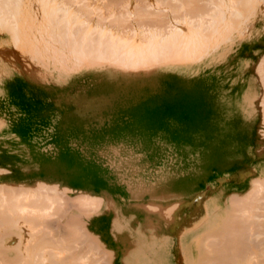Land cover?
Returning <instances> with one entry per match:
<instances>
[{"label": "rangeland", "instance_id": "obj_1", "mask_svg": "<svg viewBox=\"0 0 264 264\" xmlns=\"http://www.w3.org/2000/svg\"><path fill=\"white\" fill-rule=\"evenodd\" d=\"M105 1L106 0H88L86 4L97 7L101 4V6L107 4ZM128 1L133 2V0ZM206 1V3H209L208 0ZM107 2H110V5L114 7L115 1L113 2L111 0ZM201 2L203 4L202 7L207 6V4L204 5L205 2H203V0L198 3L193 2V5H195L196 3L197 5H200ZM176 3L178 4V2ZM263 3L261 2V6H255V11L253 10L254 13L252 14L250 12V14H252L250 18L248 14L243 17L244 19L241 18L243 22V29L238 28L239 31H235L237 30L235 29L233 32H231V36L228 40L226 39L227 41L225 42H222V40H220L221 42H219L222 44H218L219 47L217 46V50L213 49V51H211L212 48L210 50L205 49L204 54L206 53V51H208V55L205 54L204 56H202V58L199 55L197 58L200 57L201 60L196 59V62L192 61L194 57L193 56L191 57V59H189L191 60V62H187V65L184 60H180L182 61V64H178L181 63L179 60H173V62H177V67H174L177 64L173 65V62H168L169 64H172L174 68H172L171 65L169 66V64L166 66V62L164 63V66L166 67H163V62H159L162 66L158 63L160 67L152 65V67H147L146 71H141L139 69L138 71L132 70V72L128 70L127 72H124L126 70L123 71V69H120V72L119 68L117 70L115 69V67H106L108 69L106 71V68L103 69L102 67L104 66L101 64V68L103 70L101 68V70L87 69L91 67L89 66L87 68L85 67V71L84 69H80V71L75 72L77 68H80V66H76L75 69L71 68V70L70 67L66 66L71 64L70 61L67 62L70 64L65 63V67L70 69H66L68 72L65 69L64 71L60 72L59 70H61V66L64 67V65H60L61 68L58 71L59 73L63 74L61 75L58 73V71L56 72L57 69L53 70L52 67L55 66L54 68H59L57 67L59 65L57 62V64H55V61L52 58L48 57L49 60L52 59L54 61H51L52 65L53 63L55 65L51 66L50 61H47L48 65L46 69L43 67V65L47 63V59H45L47 57L44 54L43 55L45 56V58L42 60L43 63H45L43 64L41 62L43 64L42 66L40 62L36 63L37 61L33 59H31L30 61L28 60L30 55H24L23 53L16 51V48L7 36L8 34L4 32V34L2 35L3 32H0V169L2 171H0V184L2 185V183H4V185L6 186L7 184L20 185V183H27V186H30L31 184L30 187H33L37 185L35 181H43L67 187L63 189L61 188L62 190L61 192H59L60 194L57 192L58 195L54 192H50V196L53 195V193L58 197L63 196V200H65V210H62L66 212L63 215L60 212V215L57 214V216L54 213V215L52 216L49 214V211L48 215H50V218L47 216V220L57 221V219L59 218L62 222L64 221L63 223H65L66 221L73 224L72 222L75 221V223L79 224V226H90L93 223L98 222L103 230L109 233V243L107 246V251H111V254L108 253L109 259H111L110 257L112 256L111 262L108 259V262L110 264L127 263V261H125V263L123 262V258L126 256L125 255L123 257V255L125 254L126 250L127 252H129L130 248L132 249L133 247L131 244V241L133 240V236L131 235H134L132 229L136 228L137 226L142 230L143 228H141L140 226H142V219L144 217L145 218L143 223H145L147 219L151 224L148 223L149 221H146V224H144L146 226L142 227L146 228L147 225H152L150 226H154L152 230L158 226H156L157 222L153 225L154 221L159 220L160 228L159 230L158 228H156L154 230V233L156 236H158L157 238L160 239L163 236L161 240H165L163 247L164 254L166 248L168 249V246L165 247V245H171V247H169L171 249L168 250L171 257L170 260H172L169 261V264H185L186 259L184 260L183 258L185 257V255L180 245L181 242L177 240V238L180 235V232L183 233V228L184 232L187 231H185L187 227V229L190 230H188V232H191V229L193 228H196L195 230H198V224L201 223L200 221L203 218H205L204 210L206 209H204V207H207L208 204L205 200L209 199L210 202L218 200V202H221L225 201V199L229 198V196L234 197L235 195L236 198L245 197L244 199H246L247 194L249 192L252 193L253 191H251L250 189L252 188L253 182L250 186V181H257L259 184L261 180L258 181V179H264V143H262L264 142V132H262L263 134L260 135V132L264 131V127H262V124L264 123H261L264 121V105H261L264 102V99H262L264 98V95L261 96L264 93ZM111 6L107 5V7H110L113 10V7ZM119 6L120 4L118 5V8ZM115 7L117 8V6ZM212 7L213 6L211 5L210 9H212ZM99 8L101 9V7ZM99 8H95L97 9L96 11H100ZM118 8L117 12L120 10V12L123 11L122 9L119 10ZM205 8L207 10L209 9L208 7ZM205 8H201L200 11L210 14L211 11H206ZM111 9H109V11H111L109 13L113 15ZM102 11L105 12V9H103ZM200 11H198V13ZM103 12L98 13H102L101 15L103 17L105 15L106 17H108V14L104 13L105 15H103ZM117 12H114V15H117ZM166 12H169V10H166ZM203 12H201L200 14L204 16ZM98 13L97 15H99ZM164 14L165 13H163V16ZM195 14L192 16V18L195 20V22H197L194 18ZM197 14L196 17L201 16L199 14L197 16ZM207 14H205L204 17H206ZM112 15L109 16L112 17ZM120 15L118 16L121 17ZM150 15L151 18L153 17L156 20L158 19L157 16L154 17L152 16V14ZM125 16L126 15H124V17ZM160 16L164 18L162 15ZM174 16L175 15H172V18ZM111 17H108L107 19H111ZM134 17L132 18L134 19ZM167 17L171 16L166 15V18ZM93 18L91 19V21H94ZM96 18L95 20H97ZM143 18L142 20L144 21ZM145 18H147V15L145 16ZM172 18H169L170 21L172 20ZM107 19H105V21ZM115 19L118 20L117 17H115ZM128 19L129 20L127 21H129V23L132 25V31L135 30V33L137 32L136 29H140L139 25L143 26L146 23V26H144L147 27L148 25V28L152 25L150 23L151 21H149L148 23H143L136 17V19H138V21L142 24L137 21L139 25L135 28V25L137 23H135L134 25L135 21L133 19V21L130 20V17ZM193 19L191 21H194ZM201 19L203 20V18ZM204 19H207L208 22V18ZM100 20L101 18L97 21ZM197 20L200 19L197 18ZM111 21L113 22V20ZM173 21H171L170 23H172ZM108 22H110V20H108ZM121 22H124V20ZM101 23L105 25V22L102 20ZM170 23L169 26L171 31L174 29V24L172 25ZM125 24H128V22L124 23L123 25ZM157 24L158 23H156L155 25ZM164 24L166 25L165 21ZM171 25L173 26V28H171ZM113 26L114 25H112L111 27ZM153 26L154 24L152 25V27ZM158 26L160 25L158 24ZM176 26L178 25L176 24ZM116 27L117 25L114 28L116 29ZM145 27H141V29H145ZM126 28L130 29L129 26H126ZM148 28L145 29L147 30V32ZM152 29H155V27ZM168 29L163 28L162 30H166L167 33V31L169 32ZM116 30L117 32L119 31L118 33H120L121 31L118 30V28ZM116 30H114V32ZM145 30L143 31V33H145ZM149 30H151V27L149 28ZM123 31L126 32L124 33ZM140 31H138L136 34H139ZM122 32L124 34L127 33L128 35L131 30L130 32H128L127 29H122ZM122 32L120 33V35L122 34ZM129 35L133 36L131 35V33ZM208 48L209 47H207V49ZM48 55L50 56V53ZM23 56L26 57V59ZM101 65H99V67ZM50 67L52 68V70L50 69ZM81 67L84 68L83 66ZM92 68L94 67L92 66ZM257 68L259 71L257 70ZM73 69L75 70L74 72ZM260 101L262 102L261 104ZM261 106L263 111L260 110ZM243 110L247 111V114L244 113L245 111ZM241 114L242 116L240 117ZM262 114L263 119L261 118ZM244 124L246 127L244 126ZM260 149L261 152H258ZM120 163L121 165H119ZM117 166L118 170H114V167ZM153 170L158 172L155 173ZM173 171L176 172L174 173ZM178 173H181V175H179ZM164 175H168L171 177H165ZM62 176H65V178H75V181H77V183L74 184L75 187L65 185L66 180ZM163 176L167 178V183L165 182L166 179H163ZM173 177L176 178L174 179ZM254 179L257 180L255 181ZM163 180L164 183L162 182ZM150 182L154 183L151 185ZM262 182L263 180L260 182V184ZM15 185L13 186L15 187ZM19 185L17 186L19 187ZM257 186V184L256 186L253 185V187H256V189ZM261 186L263 187L262 189H264V182ZM133 187L134 190H131V188ZM73 189L74 191L71 192V190ZM75 190H78L79 192ZM98 190H101L100 192L104 194L102 200H104L103 198H105V202H103V204L97 203L99 207L96 208L97 210L93 211L94 213H92L91 208L88 210L87 207L93 206V209H95L97 204L96 206H94L92 203L91 206V203L89 201L88 202L90 204L88 205L90 206H84L86 209L81 206L82 209H79L80 205H83L82 203H84L85 201L83 199V201L80 200L79 203L76 200L79 197H82L81 194L83 193V191L97 194ZM257 191L258 190L254 191L256 195ZM246 192L247 194H245ZM171 194H173L175 197H173V195ZM261 194L264 195L263 192H261ZM256 195H254L253 197H255ZM21 196L22 195H20V199L24 197ZM74 196H76V200ZM258 196H260V192ZM58 197H56V199ZM65 197H67L69 200ZM162 197H166L164 198L165 201H158ZM1 198L0 200H2L4 196L2 199ZM53 198L52 200L49 196L47 198V200H50V203H53L50 207L54 205V202H52ZM70 198L72 199V201L70 200ZM180 198L182 202L179 200ZM255 198L254 200H257L258 197L256 199ZM149 199L153 200V202ZM154 199H157L158 203L156 201V204L160 205L156 206L157 208L155 207V205H153V203H155ZM29 200H31V197L29 198ZM178 201L182 204H178ZM199 201H201V207ZM237 201L238 202H235L239 204L240 208H242L240 206L241 204L239 203L240 200ZM60 202L61 200H59V202L57 200L56 204H61V207L59 206L61 209L63 202ZM149 202H151L150 209L148 207L150 204ZM3 203L4 202H2L0 205V207L2 208H0V213L1 211L2 213L4 212L6 216H2H4L5 218H9L10 215L8 213H5L6 209L3 210V208H5ZM66 203H68V208L66 207ZM106 203L110 205L107 206ZM130 203H132V205ZM134 203L135 205L138 204L139 207H134ZM174 203L177 204L175 205ZM202 203H205L206 205L204 204V206ZM45 204L46 206H49V204ZM77 204L79 206H77ZM169 204H171L173 208H176V206L177 208L170 211L171 214L173 213V217L171 219L169 218L170 213L166 215L168 217H166V213H164V215L162 216H165V220H163L164 217L161 219L159 217L160 212H155V210L157 209L156 211H159L158 209L160 208L161 210V207L164 209V206L171 208V205ZM111 205L113 206V208ZM129 205L132 207H130ZM35 206L39 205L36 204ZM142 206L144 207V210L141 208ZM151 206L155 208H152ZM55 207L56 206H54V208ZM167 207L165 209H167ZM260 207V209H262V207L264 206H262L261 204ZM52 208L50 210L54 209ZM105 208L106 210H104ZM83 209L84 211H86L85 213ZM163 209V212L166 211ZM246 209L247 208L245 207V212H247L248 210L247 213H249L250 211L252 212L253 210L254 212L256 211L255 209ZM257 209H259V207ZM167 210L170 209L168 208ZM113 211L118 212L113 213ZM240 211L243 210L240 209ZM257 211L255 213L252 212L254 213V215L251 212L250 213L255 216V214L258 213ZM29 212L26 213L27 217L29 216ZM245 212H242V214ZM259 212L262 218L263 213L261 211ZM117 213H119L117 218H120V216L121 218H123V216L125 218L126 216L127 221L130 218H128V216L132 215L133 217L131 216V221L129 220L128 224H126L125 222L126 218L122 219L120 224L125 222L126 225L122 224L124 227L121 228V232L117 233L116 231H114V227L113 229L111 228L112 230L108 231V228H110L112 225H110V222L112 221V219H115ZM237 213L240 214V212ZM250 213L247 214V217L244 214L246 219L250 218V216L248 217ZM7 214L9 217H7ZM32 214L30 215L31 217L34 215ZM239 214L234 215L239 216ZM45 216L46 215H44V218ZM60 216L62 218H60ZM64 216H67V218ZM21 217H25V215L15 217L18 220L11 219L14 218V216H12L8 222L11 221L10 224L12 226V220L13 222L16 220L19 221ZM40 217L42 222L43 217ZM84 217H88V220H85ZM33 218L34 217H32V219ZM36 218H38V216ZM36 218H34L33 220L38 223L39 221L36 220ZM53 218H55V220ZM167 218L168 220L173 219L172 222H166L168 221L166 220ZM22 219L28 220L26 217ZM32 219L29 218L28 223L30 220L33 221ZM45 220L43 221L45 224H47L48 222H52H47L46 220V223ZM249 220L251 221V219ZM5 221H7V219H5ZM162 221H164V223ZM260 221L259 222L262 224L264 220L262 221L260 219ZM22 223L25 224V222ZM137 223L140 225L138 226ZM8 224L7 226L3 225L1 227L4 228L3 233L8 232V234H2V231H0V241L3 240V243L1 244L0 242V244L2 245V247L11 245V247L13 246V249H16V252L12 251L13 249H10V246L8 247V250L7 248H4V250L6 249L7 251H4L2 248L4 254L5 252H7L8 254L4 256H6L5 258L7 259L8 256H13L12 254L17 253L18 251L20 253V256L22 257L24 252L20 249H25L23 247L20 248L19 246L22 245L20 243L23 240L22 237L24 236L25 239L27 238L26 235L28 234L24 233L27 232V229L26 231L23 230V232L21 229H23L24 227L20 228L21 223L18 222V224H15L14 222L15 226H17L13 227L14 224L12 227L9 226V231ZM29 225H31V223ZM29 225L26 226L29 227ZM34 225L35 224H32L33 232L34 229L35 231L42 230V225L44 224L38 223L35 226ZM39 225L42 226V229H39ZM26 226L25 228H27ZM127 226H130L129 229L132 231L128 230ZM129 231L132 234L128 233ZM261 231H264V228H262ZM17 232L20 233V236H23H16V234H18ZM32 233L30 236H32ZM127 235H129L130 238ZM19 237L21 241L19 240ZM114 237H116V240ZM123 238L125 239V241H123ZM260 238L264 239V234ZM7 240L9 242H7ZM25 241L27 242L28 240ZM13 243L15 244L12 245ZM27 243L25 244L26 248L27 246H29V243ZM118 249H120V251ZM127 252L126 254L128 256ZM91 254L93 255L95 254V252ZM167 254H165L166 257H168ZM15 255L17 256L18 254ZM92 255H90L91 258L93 257ZM108 255L106 254V256ZM121 257L123 258L121 259ZM11 259L12 257H9V259L7 260H10V262H12ZM15 259L17 258L15 257ZM121 260L123 263L121 262ZM165 260H167V258H165ZM253 260L255 261V259ZM5 261L6 260H4L3 262H9ZM101 261L103 263L107 262V260H105L106 262H104L103 260ZM3 262L2 264H4ZM164 263L165 262H163V264ZM21 264L23 263L21 262Z\"/></svg>", "mask_w": 264, "mask_h": 264}, {"label": "bare ground", "instance_id": "obj_2", "mask_svg": "<svg viewBox=\"0 0 264 264\" xmlns=\"http://www.w3.org/2000/svg\"><path fill=\"white\" fill-rule=\"evenodd\" d=\"M107 1H111V0L105 1L107 3V4H105L106 6L105 5L101 6L102 5L101 4L100 6L96 7L93 5L86 4L88 2V0L87 1L86 0H1L0 1V32H3L2 35L4 34V32L8 34L7 36L9 38V40L11 41V43L16 48V49L14 48L16 51H19V52L23 53L24 55H30V56L33 55L32 56L33 58L29 56L28 60L31 61V59H33V60L37 61L36 63L40 62L41 66L45 63V62L43 63V60H42L45 58V56L47 57V58H45V59H47L46 62L50 61V63H51V61L54 60L55 64L58 63V65H59V66H57L59 68H54L55 66L52 67L53 70L57 69L56 72L61 67L63 69L61 68V70H59L60 72L64 71V69L65 70L69 69V68L65 67V65H66L65 63L70 62V61H71L70 62L71 64L70 63H67V64L74 66V67L73 66L71 67L70 65H66L67 67H70V69L71 68L75 69L76 66L77 67L80 66V68L79 69L77 68L76 71L73 69V72L74 71L78 72V71H80V69H84V71H85L86 70L85 67L87 68L89 66H91V67L87 68V69L98 70L102 67V65L104 66V67H102L103 69H105L106 67L107 68H114L115 67V69H117V70H118V68H119V70L120 69L121 70L123 69V71L126 70L124 72H127L128 70H130V71H132V70L136 71L137 70L138 71L139 69L141 71L142 70L146 71V68L150 67V66L152 67V65L160 67L159 65H161L162 62H163V67H166L169 64L168 62L172 63L173 60L174 61H178V60L183 61L184 60L186 65H187V62H191V60H189V59H191V57H193V56H194L193 59L195 58L194 60L192 59L193 62L196 59L201 60L202 56H204L205 54L206 55L209 54L208 51H206V53L204 54L205 49L210 50L212 48L211 51H213V49L217 50L219 45L222 44V43H220L221 42L220 40H222V42H225L229 39V37L231 36V32H233L235 29H237L235 31H239V29H243L242 28L243 22H242L241 18L244 19L243 17L247 14L250 18L252 16V14L254 13L253 10L255 9V6L256 7H257V5L261 6V2L262 3L264 2V0H208V2L210 3L209 4V3H206L207 2L206 0H203V2L206 1L204 3V5L207 4V6L202 7V5H203L202 2L200 3V5H197V3L200 2L201 0L200 1L199 0H194V1L193 0H145V1L133 0V2H130L128 0H127V2H126V0H124V1L123 0H112L113 2L115 1L114 7L117 6V8H118V5L120 4L118 9L123 10L122 12H120L121 10L117 12V8L115 7V9H114V7L110 5V2L108 3ZM171 1H174V2H171ZM175 1L178 2V4ZM192 1L194 3L195 2H197V3L195 5H193L194 3ZM111 4H112V2H111ZM116 4H118V5H116ZM208 4L210 7L208 6ZM107 5L113 7V10L110 7H107ZM211 5L213 6L212 9H210ZM263 5H264V3L262 4V6ZM91 6L94 9L99 8V7H101V9H102V7H103V9H105V12H103L102 11L103 9L101 10L100 8H99L100 11H96L97 9L94 10ZM205 7H208L209 9L207 10ZM107 8H108V10H107ZM151 8L154 9L155 12ZM201 8L202 9L205 8L206 11L210 10L211 13L210 14L208 13L209 16L206 12L204 13L203 11H200ZM109 9L112 10L113 15L111 13H109V12H111V11H109ZM164 9H166L167 11L169 10V12H166V10H164ZM114 10H116V11H114ZM159 10H160V12H159ZM149 11L152 13H150ZM198 11H200V12L198 13ZM98 12H103V15H105L104 13H107L108 17H111L109 15H112L113 18L111 17V19L110 18L107 19L108 17H106V15L104 16L106 18H104L101 15L102 13H98ZM114 12L115 13L117 12V15L115 14L116 16L114 15ZM193 12H194V14L198 13L199 15H201L200 13L203 12L204 16H205V14H207V15H206V17H204L203 15H201L200 17H196V14H195L194 18L197 21V22H195V20L192 18V16L194 15ZM250 12L252 14H250ZM97 13L99 15H97ZM120 13H121V15H120ZM149 13L152 14V16H154V17L157 16L158 21L153 17L151 18L150 17L151 15ZM163 13H165L164 16H163ZM92 14H93V16H92ZM159 14L162 15L167 20L162 18ZM171 14L175 15L174 16L175 19H174V17L172 18ZM190 14H191V16H190ZM198 14H197V16H198ZM118 15H120L122 18L119 17ZM124 15H126V16L124 17ZM146 15H147V18H145ZM166 15H170L171 17L166 18ZM177 15H178V18H177ZM91 16H92V18L93 17L96 18V16H97V18H96L97 20L101 18V20L105 22V25L102 24L103 22L101 23V20L97 21V20H95V18H93L94 21L93 20L91 21V19H92ZM127 16L130 17V20H132L133 19L132 17L135 16L133 19L135 21L134 25H135V23H137L135 25V28H136V26L138 27L139 23H141L139 21H142L143 23H145V22L148 23L149 21H151L150 23L152 25L154 24V26L152 27V25L150 24L151 26L150 25L149 26L151 27V30H149L150 27L148 28V25H147V27H145L146 23L144 24L145 26L139 25L140 29L138 28L136 30H137V32L140 30L141 31L139 34H136L137 32L135 33L134 32L135 30L132 31L133 28H131L132 25L129 23V21H127V20H129L128 19L129 17H127ZM89 17H90V19H89ZM115 17H117L118 20L115 19ZM136 17L139 19V21H138V19H136ZM148 17H150V18H148ZM142 18L144 19V21L142 20ZM169 18L170 19L172 18L171 21H173V20L174 21L172 23H170L171 21ZM189 18H190V21H189ZM191 18L194 21H191L192 20ZM197 18H199L200 20H197ZM201 18H203V20ZM204 18H208V22H207V19L205 20ZM105 19H107V20L105 21ZM152 19H153V21H152ZM108 20H110V22H108ZM111 20H113V22ZM119 20H120V22H119ZM123 20H124V22H121ZM160 20H161V22H160ZM164 21H165L166 25L164 24ZM127 22L129 25L128 24L123 25L124 23H127ZM174 22H175V24H174ZM193 22H195V23H193ZM109 23H110V25H109ZM116 23H119V24H116ZM121 23L124 26V28L121 25ZM156 23H158L160 26H158V24L155 25ZM161 23H163V24H161ZM169 23L172 25L174 24L173 25L174 29L171 31H170ZM176 24L178 26H176ZM112 25H114V26L111 27ZM116 25H117L116 29L118 28V30H121L120 33L122 32V29L123 30L127 29L128 32H130V30H131V32H130L131 35H133L134 33L136 35L134 34L133 36H130L129 35L130 33H128V35H127V33L124 34L126 31H123L124 33L122 32V34L120 35V33H118L119 31L117 32V30L114 28ZM118 25L120 26V28ZM172 25H171V28H173ZM238 25H239V27H238ZM126 26H129L130 29L126 28ZM141 27H145V29L148 28V32L144 28H142L143 29L142 30ZM154 27H155V29H152ZM168 27H169V29H168ZM163 28L164 29L167 28L169 30V32L167 31V33H166V30H162ZM114 30H116L115 31L116 33L114 32ZM144 30H145V33H143ZM125 35H127V36H125ZM214 41L217 43H215ZM13 45H12V47H13ZM210 45H212V46H210ZM207 47H209V48L207 49ZM213 47H215V48H213ZM45 53H47V54H45ZM49 53H50V56L48 55ZM199 55L201 58L200 57L197 58ZM48 57L52 58L53 60L52 59L49 60ZM24 58L26 59V57H24ZM187 60H189V61H187ZM182 61H180L181 63H178V64H182ZM48 62L43 65L44 68L47 67ZM159 62H161V63H159ZM158 63H159V65H158ZM164 63L166 64V66H164L165 65ZM55 64L53 63V65H55ZM61 64L64 65L65 68L63 66L60 67ZM155 64H157V65H155ZM172 64L176 65L177 62L176 63L173 62ZM172 64H169V66L171 65L172 68L178 66V64H177L176 66L173 67ZM53 65L51 63V66H53ZM99 65H101V66L99 67ZM107 65L110 67H108ZM81 66H83L84 68H82ZM92 66L94 68H92ZM52 68L50 67L51 70H52ZM107 68L105 69L106 71L108 70ZM263 68H264V66H263ZM121 70H120V72H121ZM257 70H258V68H257ZM59 71H58V73H59ZM59 74H61V73H59ZM61 75H63V74H61ZM65 75H67V74H65ZM263 95H264V93L261 96H263ZM262 99H264V98H262ZM261 103L262 102L260 101V104ZM261 105L263 106L264 102ZM262 106L260 109L261 111L264 110V108L262 110ZM243 111H245V110H243ZM246 112L247 111H245L244 113H246ZM263 114L261 116L262 119H263ZM241 116H242V114L240 115V117ZM243 117H246V116H243ZM249 121H250V119H249ZM246 122H248V121H246ZM261 123H264V121ZM245 124H244V126H245ZM263 125L264 124H262V127H264ZM241 128H242V125H241ZM263 130H264V128H263ZM262 132H264V131H261L260 135L263 134ZM235 134H236V132H235ZM259 142H261V141H259ZM262 143H264V142H262ZM260 145H262V144H260ZM258 152H261V149ZM257 156H258V154H257ZM119 165H121V163ZM117 168H118V166L114 167V170L115 169L118 170ZM169 169H170V167H169ZM143 170H146V169H143ZM0 171H1V169H0ZM263 171H264V169H263ZM154 172L156 173L158 171H154ZM260 172H262V171H260ZM166 173H167V171H166ZM166 173H165V175H166ZM246 174H247V172H246ZM179 175H181V173ZM137 176H138V174H137ZM164 176H163V179L165 177H171L172 174H171V176H168V175L165 177ZM54 177H56V176H54ZM62 177L66 180L65 185L74 186V184L77 183V181H75V178L74 179L70 178V177L65 178V176H62ZM160 177H162V176H160ZM55 179H57V178H55ZM165 179H166L165 182L167 183L168 182L167 178H165ZM169 179H171V178H169ZM257 179H254V180L256 181ZM81 180H84V179H81ZM260 180L261 181L263 180V182H264V179H258V181H260ZM162 182L164 183V180ZM260 182L258 184L257 181L256 182L250 181V186L252 184L254 186H256V184H257L258 186L256 189V187H253V185H252V188H250V189H251V191L252 190L253 191H252V193L249 191H247V192H249L248 194H247V192L245 193L248 196V197L246 196V199H244L245 197L244 198L243 197H241V198L237 197V198H240V199H237L236 195H235L234 197L229 196V198H226L225 201H221V202H218V200L210 202V200L208 199V200H205V201H207V203H208L207 204L204 201L207 204V207H204V209H206V210H204L206 216L204 215L205 218H203L200 221L201 223L198 224V227H197L198 230H195L196 228H193V229H191V232H188L189 229H187L188 228L187 227L185 229V231L187 230L186 231L187 233L184 232V228H183V230H182L183 233L180 232V235L179 236L177 235L179 238V239L177 238V240H179L181 242L180 245H181V247L183 249V253L185 255V257H183L184 260L186 259L185 264H264V239L260 238L264 234V231H261V229L264 228V221H263L264 220V218H263L264 217V212H263L264 207H262V209H260L261 204H262V206H264V197H262L264 195L261 194V192L264 193V189H262L263 187L261 186L263 184V182L261 184H260ZM35 183L37 185H35L33 187H30L31 184H30V186H27V183L26 184L20 183V185L19 184H16V185L15 184H11V185L9 184L10 186L8 184H7L8 186L7 185L5 186L4 183H2V185L0 184L2 186V187L0 186V195L2 198H3V196L5 198V199L4 198L2 199L0 197L2 199V200H0V202L1 203L4 202L3 204H4L5 208H3V210L6 209L5 213H8L10 215V217H9L7 214V217H9V218H5L4 216H6V214H4V212L2 213V211H1V213H0V228L3 225L7 226L8 223L10 224L11 221L10 222H8V221L10 220V218L12 216H14V218H11L13 220L17 219V218H15L17 216H24L25 215V217L28 220H29V218L32 219V217L36 218L38 216V218H36V220H38L39 222L38 221L37 222L39 224H41V223L44 224V225H42L43 229L41 228L42 226L39 225L40 226L39 229H42L40 231L37 230V226H38L37 225L36 226L37 231H35V229H34V232H36V233H34L33 229H32L33 228L32 224H35V225L38 224V223H36L35 220H33L34 218L32 219L33 221L30 220L29 223H28V220L22 219L25 217H21V219L19 221H17L18 220L17 219L16 220L17 222L14 221L15 224H18V222L21 223V226L19 225L20 228L24 227L23 229H21L22 231L23 230L26 231V229H27V232H24V231L23 232L27 233L29 235V236L26 235V237L28 239L27 238L25 239V237L23 235H22L23 237L20 236L19 235L20 233H18V232H17L18 234H16V236L18 235V236L22 237L23 238L22 241H24V242H26L25 240H28L27 242L29 244L27 242L26 243L29 246H27V248H26V245H25L26 243L22 242L20 240V237H19V240L21 241L20 243L22 245L21 246L18 245V246L20 248L23 247L25 249V250H23V249L19 248L20 250H22L24 252L23 256L21 257L20 253L18 251H17V253H14V252H16V249H13V246L11 247V245H9L10 249H13L12 251H14L13 252L14 254H12L13 256H8V258H7V259H9V257H12V259H14V260L11 259L12 262H10V260H7L5 258L6 256H4L7 254V252H5V254H4V251L6 250V249L4 250V248H7V250H8L9 246H6V247L3 246L2 247V245H1L3 243L2 239H4V238H2L1 239L2 241H0L1 242V244H0L1 245V248H0V262H1V264L4 260H6L5 262L9 261L8 263H10V264H12L13 262H15L13 264H19V262H20V264H21V262L23 264H110L108 262V259H109L108 253L111 254L110 253L111 251L110 252L107 251V246L109 243V241H108L109 240V233L107 231L103 230V228L100 226V224L98 222H95L93 224L91 223L92 225H90V226H84V225L79 226V224H76L75 221L72 222L73 224H71L70 222H66V221H65V223H63L64 221L62 222L58 217H57L58 218L57 221L47 220L48 219L47 216L48 217L50 215L53 216L54 213L57 216V214L60 215L59 214L60 212L62 215L66 212V211H63V210H65V205H64L65 200H63L64 199L63 196L58 197L57 195L59 192H61V190L63 188H67V187L62 186V185L59 186L58 184H55V183H48V182H43V181H39V182L35 181ZM150 183L152 185L154 182H150ZM13 185H15V187L17 185H19V187L17 186L18 188L17 187L15 188ZM247 185H248V183H247ZM155 187H157V186H155ZM160 187H162V186H160ZM253 188L258 190L256 192L257 195L254 192L256 190H254ZM58 189H60V190H58ZM132 189L134 190V187L131 188V190ZM161 190H162V188H161ZM72 191H74V189L71 190V192ZM75 191H78V190H75ZM100 191L101 190H98L97 194L96 193L93 194V193L83 191V193L81 194L82 197L78 198L79 200L76 198V196H74L75 200L77 199L76 201H78V202L80 200L83 201V199L85 201L84 203H82V201H81V203L83 205H80L79 209H82L81 206H83V207L84 206H86V207L90 206V205H88L90 203H91V206H92V203L94 206H96L97 203L103 204V202H105L104 201L105 198H103L104 200H102V197L104 196V194ZM125 191H126V189H125ZM136 191H137V189H136ZM208 191H209V189H208ZM50 192H54L57 195H55L53 193L54 196L53 195L50 196ZM154 192H155V190H154ZM259 192H260V196H258ZM159 194H161V193H159ZM196 194H198V193H196ZM20 195H22L24 197L20 199ZM171 195H173V194H171ZM254 195H256L255 196L256 198L257 197L259 198L261 203L259 202L258 198H257V200H254V198H255V197H253ZM29 196L31 197V200H29V198H30ZM33 196H34V198H33ZM48 196L50 197L51 200L54 197L53 201H52V202H54V205L52 207L54 208V206H56L54 208L55 210L52 207H50L51 204H53V203H50V200H47ZM55 196L58 198L56 199ZM78 196H79V194H78ZM145 196H147V195H145ZM142 197H143V195H142ZM167 197H169V196H167ZM173 197H175V196L173 195ZM173 197H172V199H173ZM32 198H33V201H32ZM65 198H67V197H65ZM162 198L158 201L161 202L163 200V202H164L165 201L164 198H166V197H164L163 199ZM177 198H179V197H177ZM260 198L261 199L263 198L262 201ZM138 199H139V197H138ZM147 199H148V197H147ZM167 199H169V198H167ZM57 200H58V202H59V200H61L60 203L63 202L61 209H60L61 204H59V203H58L59 205L56 204ZM70 200L72 201L71 198H70ZM130 200H132V199H130ZM179 200L181 201V198ZM237 200H240L239 203L241 204L240 206L242 208H240L239 204L236 203V202H238ZM150 201L153 202V200H150ZM154 201H155V203H153V205H155V207L160 206V205L156 204L157 199L156 200L154 199ZM158 201H157V203H158ZM189 201H191V200H189ZM66 202H67V200H66ZM86 202H87V204H86ZM199 202H200V207H201V201H199ZM1 203H0V205H1ZM45 203L49 204V206L48 205L46 206ZM68 203H69V201H68ZM68 203H66L67 208H68V206H67ZM74 203H75V201H74ZM149 203L150 204L148 207L150 209L151 202H149ZM177 203L180 204L179 201ZM36 204L39 206H35ZM40 204H41V206H40ZM78 204H77V206H79ZM98 204L95 207V209H93V206L87 207V208H88V210L91 208L92 213H94L93 211L97 210L96 208L99 207ZM130 204L132 205V203H130ZM144 204H146V203H144ZM106 205L108 206L110 204L106 203ZM134 205H135V203H134ZM169 205H171V204H169ZM111 206H110V208H111ZM136 206H138V204H136L134 207H136ZM236 206H238V207H236ZM244 206L249 210H253V209H255L256 211L258 210L257 211L258 213L255 214V216H253L256 211L254 212V210H253L252 212H254V213H252L250 211L253 215L249 212L250 215H248V217L250 216V218L246 219L247 214H249V213H247L248 212L247 209H246L247 212H245ZM130 207H132V206H130ZM146 207H147V205H146ZM155 207H152V208H155ZM166 207L167 206H164V209L161 207V210L159 208L158 209L159 211H156L157 209L155 210V212H160L159 217L161 219L164 217L163 220H165V216L168 213H170L169 218L171 219L173 217V213L171 214L170 211L172 209L175 210L177 208V206H176V208L175 207L173 208L171 205V208L167 207V209L169 208L170 210H167V209H165ZM258 207H259V209H257ZM51 208L54 211L50 210ZM112 208H113V206H112ZM141 208L144 210L143 206ZM28 209H30V210H28ZM149 209H148V211H149ZM162 209L166 210V211L163 212ZM240 209H242L243 211H240ZM59 210H61V211H59ZM104 210H106V208ZM51 211H53V212H51ZM83 211H84V209H83ZM234 211H236V212H234ZM259 211H261L263 213V214L261 213L263 215L262 218L259 214L260 213ZM27 212H29V214H28L29 218L26 216ZM48 212L50 215H48ZM85 212L86 211H84V213ZM114 212L115 211H113V213ZM116 212H118V211H116ZM151 212H153V211H151ZM237 212H240V214ZM242 212H245V213L242 214ZM164 213H166L165 216H162V215H164ZM31 214L33 215L32 217L30 216ZM118 214L119 213H117V216L115 217L114 220L111 217L113 222L112 221L110 222V225L111 224L112 225L110 228H108V231L112 230L114 227V229H115L114 231L119 233L122 230L121 228L124 227L122 224L126 225V224H128L129 220L131 221L132 215L130 214L131 216L127 215L128 218L130 217L128 221H127V217L125 216L126 224H125L124 220H123L124 223L120 224L122 219H125V218H124V216H123V218H121V216H120V218H117ZM234 214H239V216L234 215ZM244 214L246 215V217ZM2 215H4V216H2ZM39 215L43 217L42 222L40 219L41 217ZM44 215H46L45 218H46L47 222L48 221H52V222L47 223L45 218H44ZM70 215H68V216H70ZM56 216H55V218H56ZM61 216H60V218H62ZM3 217H4V219H3ZM64 217L67 218V216H64ZM166 217H168V216H166ZM258 217H259V220H258ZM18 218H20V217H18ZM55 218H53V219L55 220ZM80 218H81V216H80ZM87 218H85V220H88ZM144 218L142 219L143 221H144ZM5 219H7V221H5ZM170 219L168 220V218H167L166 220H168V221H166V222H168V223H169V221L172 222L173 219L172 220H170ZM249 219H251V221ZM260 219L263 221L262 224L260 223L261 222ZM13 220H12V226L14 224ZM44 220L47 224H45L43 222ZM198 220H199V218H198ZM26 221H27V223H26ZM60 221H61V223H60ZM143 221H142L141 225L146 226L144 224H146V221H149V220L146 219L145 223H143ZM22 222H25V224L27 226L31 223V225H29L30 228L27 227ZM76 222H78V221H76ZM156 222H157V224H156ZM162 222L164 223V221H162ZM148 223L151 224L150 221ZM168 223H166V224H168ZM9 224H8V227L11 226V224L10 225ZM15 224L13 227L17 226V225L15 226ZM154 224H156V226L158 225L156 228H158V230H159V228H160L159 227V225H160L159 220L154 221L153 225ZM166 224H163V225H166ZM200 224H201V226H200ZM139 225L140 224H138V226ZM25 226L27 228H25ZM142 226H140L141 228H143L142 230L136 226V228H138V229L133 228L132 229L133 231L129 229L130 226H127L128 230H130L134 233V235H131V236H133L132 237L133 240L131 241L129 239L131 241V244L133 247H132V249L130 248L129 252H127V250H126V252L128 253V256L125 252L123 257L125 255L126 256L124 258L121 257V259L123 258V260H124L123 262L125 263V261H127L126 264H163V262H165L164 264H169L170 263L169 261L172 260V259L170 260L171 257H170V253H169V250L171 249L169 247H171V245L170 246L165 245V247L168 246V249H169L168 250L166 248L167 251L165 250V254L168 253L167 254L168 257H166L164 254V251H163L165 240H163V241L161 240V238L163 236L161 235L162 237L160 239L157 238L158 236H156L154 233L155 232L154 230L156 228L152 230V228H154V226L150 227L152 225H147L146 228L142 227ZM28 228L30 231L28 230ZM1 229H0V231H2V234H4L5 233V232L3 233L4 228H1ZM5 229H6V227H5ZM9 231H10V227H9ZM130 231L128 233L132 234ZM12 232H14V231H12ZM31 233H32V236H30ZM137 233H138V235H137ZM5 234H8V232ZM112 235H114V234H112ZM129 235H127V236L129 237ZM117 236H119V235H117ZM116 237H114L115 240H116ZM29 239H31V240H29ZM168 240H170V239H168ZM123 241H125V239ZM7 242H9V241L7 240ZM166 242H165V244H166ZM168 243H171V242H168ZM14 244L15 243H13L12 245H14ZM16 244H18V243H16ZM125 244H127V243H125ZM17 247H15V248H17ZM2 248L4 251L2 250ZM118 250L120 251V249H118ZM93 252H95V254L92 255L91 253H93ZM15 254H18V255L16 256ZM106 254L108 256H106ZM14 255L17 259H15ZM90 255H92L93 257L91 258ZM94 255H95V257H94ZM187 255H188V257H187ZM102 257H105L107 259L102 258ZM110 258L111 259H109V260L111 262L112 256ZM165 258H167V260H165ZM104 259L107 260V262ZM251 259L252 260L255 259V261L253 260V262H252ZM101 260H103L106 263H103ZM121 262H122V260H121ZM8 263H4V264H8Z\"/></svg>", "mask_w": 264, "mask_h": 264}]
</instances>
